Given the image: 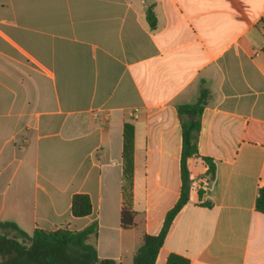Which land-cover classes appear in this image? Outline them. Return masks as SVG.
<instances>
[{"label":"crops","instance_id":"1","mask_svg":"<svg viewBox=\"0 0 264 264\" xmlns=\"http://www.w3.org/2000/svg\"><path fill=\"white\" fill-rule=\"evenodd\" d=\"M202 87L190 200L156 264H264V0H0V222H97L98 258L132 264L180 198L177 107ZM76 194L90 215L73 216Z\"/></svg>","mask_w":264,"mask_h":264},{"label":"trees","instance_id":"2","mask_svg":"<svg viewBox=\"0 0 264 264\" xmlns=\"http://www.w3.org/2000/svg\"><path fill=\"white\" fill-rule=\"evenodd\" d=\"M146 20L152 28L156 26V16L149 8ZM209 97V91L201 88L197 100L177 107L182 124V189L176 205L168 212L164 226L158 235H146L142 246L133 257L132 264H156L174 219L188 204L192 181L188 161L199 156L198 141L202 129V116ZM129 126L126 125V129ZM207 168L205 186L215 179L216 166L213 159L203 158ZM203 191L200 189V195ZM256 210L264 214V186L259 190ZM92 213V203L88 195L76 194L72 199V214L85 217ZM135 213L124 207L121 211V224L124 229L134 227ZM98 234V223L94 222L81 231L58 229L46 231L36 229L29 234L13 222H0V264H118L115 260L99 259L97 249L89 243ZM166 264H190L178 254L169 255Z\"/></svg>","mask_w":264,"mask_h":264}]
</instances>
